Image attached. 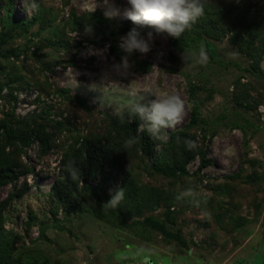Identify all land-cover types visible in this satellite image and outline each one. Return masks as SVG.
<instances>
[{"label":"rangeland","instance_id":"rangeland-1","mask_svg":"<svg viewBox=\"0 0 264 264\" xmlns=\"http://www.w3.org/2000/svg\"><path fill=\"white\" fill-rule=\"evenodd\" d=\"M95 2L35 0L38 7L33 9L32 0H17L9 12L7 0H0V30L11 26L7 20L13 17L27 21L38 10L42 16V22L30 24L27 30L16 29L15 40L7 45L18 50L15 63L24 64L29 70L19 71L24 80L15 86L14 93L21 100L15 113L22 115L49 107L53 118L69 116L76 132L85 134L89 127L101 131V112L130 117L121 103L124 98L121 93L126 87L152 85L179 95L185 114L176 128L189 121L194 107L207 125H199L192 131L198 138L203 132L212 135L207 141V157L212 158V165L197 176L183 179L153 173L139 162H134L133 167L137 181L143 185L170 188L177 194L191 187L206 199L200 208L187 200L177 201L173 207L178 216L167 223L171 231H180L190 251L159 232L130 224L142 217L135 203H129L125 197L118 209L105 210L103 204L110 199L109 189L115 190L121 184L116 177L95 188L101 198L99 203H92L98 216L87 203L80 212H64L48 194L58 174L57 164L66 141L58 151L40 161L36 159V149H29L35 173L21 177L29 185L28 191L4 210L1 260L5 264H117L118 252L144 247L155 252L153 264H264V76L252 69V64L258 62L264 72V0H207L205 14L197 21L200 23L182 36V39L187 35L193 37L191 49L203 45L196 36L209 39L223 63H213L208 55L206 66L185 64L181 59L183 51L175 47L172 37L155 36L147 54L133 52L128 56L131 67L124 76L113 72L112 66L119 64L126 53L121 50V58H115L109 53V43L92 42L94 33L88 24L79 29L72 26L71 11L80 16L90 12ZM115 4L121 9L128 6L127 0H115ZM251 34L261 35L253 39ZM246 40H252L253 49L261 55L259 60L239 48L237 43L244 44ZM34 48L42 55L41 62L51 65V70L42 69L31 53ZM170 54L175 58L169 59ZM145 60L151 61L150 70L138 71ZM173 67L179 71L172 70ZM5 73L13 72L7 67ZM5 73L1 75L3 82L9 80ZM46 77L50 87L46 85ZM93 84L98 86L96 90H90ZM189 84L198 85L194 98L189 94ZM60 87L67 88L72 98L75 94L85 96L92 113L87 114L76 102L52 91ZM10 109L9 102L1 97L0 117ZM174 129L167 130L164 137ZM64 140L71 141L66 131L60 138ZM198 163V158L190 163L189 171L193 172ZM253 170L261 176L257 181L246 179ZM98 179L90 184L98 183ZM219 208H226L222 210L225 215L216 222L213 214ZM162 211L163 207H153L148 208L147 214L157 217ZM228 215L240 224L231 226ZM199 220L208 224L204 226Z\"/></svg>","mask_w":264,"mask_h":264},{"label":"trees","instance_id":"trees-1","mask_svg":"<svg viewBox=\"0 0 264 264\" xmlns=\"http://www.w3.org/2000/svg\"><path fill=\"white\" fill-rule=\"evenodd\" d=\"M15 1L17 0H7V10L9 12L13 9ZM71 17H73V28L79 29L88 24V27L94 33L92 42L100 45L109 43L110 55L118 59L121 58V49L117 44L120 37L126 35L131 28L136 27L128 18L124 20L105 18L103 9L85 12L80 16L71 11ZM34 22H42L40 10L27 21L13 17L11 20H7V24H11V26L0 30V98L3 97L11 105V109L5 111L4 115L0 117V230L4 223V210L12 200L22 197L29 189L26 180L21 181V177L35 173V167L28 154L29 149H36V159L40 161L50 153L58 151L68 141L66 149L57 164L58 174L54 178L48 194L53 201L61 206L64 212L68 214L80 212L83 210L84 203H87L94 210L93 213L98 216L97 209L92 203H99L101 198L96 193L95 188L107 180H114L116 177L121 182L118 188H124V197L130 200L129 203H135L138 207L137 213L142 217V219L132 220L130 224L134 226L141 225L145 229H152L161 233L166 239H174L189 252L188 244L181 236L180 231L174 232L167 227V223L174 221V216H178L173 207L177 203L176 196L178 194L171 191L170 188L166 190L143 185L137 181L133 166L134 162H139L153 173L173 179H183L192 175L197 176L204 168L213 163L212 158L207 157V141L212 135L207 136L203 132L198 138L197 133L193 132L192 129L199 125H207V122L199 116L197 110L193 107L188 122L170 131L167 138L157 140L146 131L138 129V118H124L107 112H101L103 114V118H100L103 123L101 131H95V128L89 127L85 134L76 132L69 116H61L59 120L53 118L54 115L50 112L49 107H44L40 111L35 109L22 115L15 113L16 106L21 102V100L18 101V97L14 93L15 86L24 80L23 74H20L19 71L28 73L29 70L24 64L15 63V60L18 59V50L7 47V45L15 40L16 34H14V31L16 29L27 30L29 25ZM147 31L148 29L141 30L142 35L146 36ZM210 34L216 36L212 32ZM259 35L261 34H251L253 39H257ZM192 38L187 35L184 39L182 37L180 39L172 38L171 41L175 47L183 51V49H191ZM196 39L206 48L213 63H223L213 42L199 36H196ZM237 44L241 51L250 58L252 56L253 58L257 56L258 60L261 58V55L257 54V50L253 49L252 40H246L244 44ZM31 53L40 62L43 70H51L49 63L41 62L42 55L38 53L37 48H34ZM11 58L14 59L13 62L10 61ZM174 58V55L170 54L169 59ZM7 67H10L13 72L12 75H9L11 73H5ZM150 68L151 61L145 60L139 64L137 70L148 72ZM252 69L254 71L258 70L264 76V72L258 67V62L252 64ZM172 70L179 71L175 67ZM3 73L9 77L6 82L1 80ZM45 81L47 87H50L47 77ZM4 89H7V91L3 93ZM188 90L190 96L194 98L198 85L189 84ZM52 91L69 102H76L87 114L92 113L88 99L85 96L75 94L72 98L68 94L69 90L65 87L55 88ZM37 102H39V99ZM204 128L201 127L202 130ZM65 131L71 141H60ZM129 137H138V140L132 147L125 148V140ZM177 137H180L181 141L183 139L196 141L198 147L193 151H188L182 142L177 144ZM159 146L160 148H158ZM197 158L199 163L196 169L190 172L188 165L194 163ZM250 162L254 163L252 160ZM72 168L78 171L79 179L71 178L69 171ZM237 175L239 174L235 173V176ZM260 177L256 170L246 175V179L251 181H257ZM97 178H99L98 183L90 184L91 181ZM5 187H8L7 192L5 196L1 197ZM153 207H163L161 216L156 217L147 214L148 208ZM223 209L226 210V208H219L218 211L214 212L213 216L216 222L222 221L225 212L222 211ZM118 216L122 217L121 213H118ZM228 217L229 222L232 223L231 226L234 227L240 224V221L231 215H228ZM200 224L205 226L208 222L200 221ZM0 264H5L1 260V255Z\"/></svg>","mask_w":264,"mask_h":264},{"label":"clouds","instance_id":"clouds-1","mask_svg":"<svg viewBox=\"0 0 264 264\" xmlns=\"http://www.w3.org/2000/svg\"><path fill=\"white\" fill-rule=\"evenodd\" d=\"M239 2V0H237ZM207 0H127V7L121 9L115 4V0H96L94 6L89 9L94 12L102 7L103 15L109 20L125 17L136 26L131 28L126 35L120 37L119 48L126 53L119 64L112 66V71L118 75L128 74L131 65L128 56L133 52L147 54L151 50V42L155 36L172 37L180 39L186 31L205 14ZM31 7L37 8L35 0ZM148 29L146 36L141 30ZM181 59L185 64L206 66L209 57L206 48L200 45L198 49H183ZM97 85L90 86V90H96ZM105 91V86L101 89ZM124 97L121 103L131 118H138V129L146 131L157 140L165 139L164 133L174 129L184 118V101L179 95L166 93L158 87L148 85L135 88H127L121 93ZM155 97L149 99V97ZM147 101V103H145ZM138 137H129L125 140V148L132 147ZM177 144L183 143L188 151L198 147L196 141L176 138ZM72 179H79L78 171L72 168L69 171ZM110 199L103 204L105 210L118 209L124 200V188L109 189ZM177 201L187 200L193 207L200 208L206 203L193 188H186L178 193ZM155 252L144 247L128 248L116 254L117 264H153Z\"/></svg>","mask_w":264,"mask_h":264},{"label":"built area","instance_id":"built-area-1","mask_svg":"<svg viewBox=\"0 0 264 264\" xmlns=\"http://www.w3.org/2000/svg\"><path fill=\"white\" fill-rule=\"evenodd\" d=\"M32 111V110H31ZM18 113V112H17Z\"/></svg>","mask_w":264,"mask_h":264}]
</instances>
